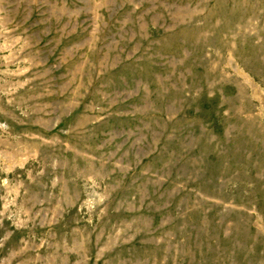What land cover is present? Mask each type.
<instances>
[{"label":"rangeland","instance_id":"obj_1","mask_svg":"<svg viewBox=\"0 0 264 264\" xmlns=\"http://www.w3.org/2000/svg\"><path fill=\"white\" fill-rule=\"evenodd\" d=\"M0 264H264V0H0Z\"/></svg>","mask_w":264,"mask_h":264}]
</instances>
